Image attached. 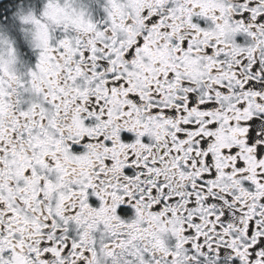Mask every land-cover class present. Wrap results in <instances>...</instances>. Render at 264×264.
I'll list each match as a JSON object with an SVG mask.
<instances>
[{"label": "snow or ice", "instance_id": "snow-or-ice-1", "mask_svg": "<svg viewBox=\"0 0 264 264\" xmlns=\"http://www.w3.org/2000/svg\"><path fill=\"white\" fill-rule=\"evenodd\" d=\"M0 264H264V0H0Z\"/></svg>", "mask_w": 264, "mask_h": 264}]
</instances>
